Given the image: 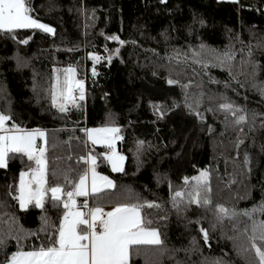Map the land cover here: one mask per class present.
I'll return each mask as SVG.
<instances>
[{
	"label": "trees",
	"instance_id": "16d2710c",
	"mask_svg": "<svg viewBox=\"0 0 264 264\" xmlns=\"http://www.w3.org/2000/svg\"><path fill=\"white\" fill-rule=\"evenodd\" d=\"M30 6L35 18L55 28V35L18 30L19 38L32 36L27 45L0 35V111L6 114L10 111L12 120L21 127L46 130L49 184L63 183L54 180L52 169L60 175L69 165L77 171L84 167L83 162H76L79 155L87 154L83 147L86 137L80 129L118 126L123 139L118 141L117 148L127 157L123 173L111 171L102 155L105 147L95 145L92 149L89 142L98 157V170L116 184V189L97 195L96 202L110 206L136 202L139 197L163 205L161 209H142V215L153 220L151 226L159 229L165 246L179 250L159 258L160 264L177 261L201 264L205 258L206 264H212L215 258H223L228 264H245L237 254L234 240L228 238L239 236L232 230L236 221L225 220L212 231L208 223L211 212L193 206L187 213L190 219L207 217L202 226L209 229L210 238L208 245L204 244L199 226L186 227L187 220L171 210L169 182L171 191H176L184 187L183 177L191 178L207 170L211 173L214 204L239 212L264 201V128L260 126L264 119V98L251 87L253 82L264 85V50L256 47L264 43V0H167L166 5L159 0H30ZM200 20L204 23L200 24ZM110 35H118L126 43L121 46L106 40ZM237 36L243 44L237 41ZM230 40L236 50L231 71L235 80L226 67L213 66L209 51L227 50ZM201 44L206 50L199 58L209 62L206 68L192 59L193 51H199ZM249 45L253 46L252 59L259 64L254 78L251 66L241 64ZM105 46L109 50L119 47L120 52L110 63L107 60L95 63L88 53L104 57ZM241 48L243 53L239 51ZM17 55L23 57V65H18ZM69 65L75 66L77 78L85 81V100L79 102V108L69 105L67 113H60L51 106L47 90L55 75L53 69ZM93 67L96 75L92 74ZM168 79L179 83L169 85ZM189 82L191 86L184 89L182 85ZM225 82H230V87H225ZM201 90L204 97L199 111L205 117L204 122L183 106L185 91L191 98L199 96ZM221 94L227 102L244 107L249 118L253 113L259 114L254 130L249 131L248 125H244V133L240 134L244 143L238 150V158L235 147L238 133L231 126L226 128L225 113L218 109L219 103L225 102ZM173 101L180 107L157 119L152 104L171 108ZM208 108L214 111H206ZM140 140L145 142V150L138 162L135 149ZM245 152L250 156L252 169L247 179L242 174ZM24 160L22 163L19 158L9 159L8 167L0 168V200L6 202L0 214H12L23 228L35 230L40 225L42 210L33 205L20 210L18 203L7 195L8 185H15L20 171L27 170V158ZM233 176L236 183L226 186ZM126 189H131V200L125 198ZM78 199L82 202L84 198ZM45 208L52 220H58L57 210L47 202ZM163 215L167 219H159ZM257 217L264 218L259 214ZM239 221V227L243 228L246 218L240 217ZM192 236L197 238L201 252L189 255L182 249L190 247ZM44 239L41 235L40 240L30 238L25 243L39 244ZM14 250L12 241L8 252ZM144 251H148L149 261L156 259L151 249H142L140 256L131 257L130 264H146Z\"/></svg>",
	"mask_w": 264,
	"mask_h": 264
},
{
	"label": "snow or ice",
	"instance_id": "6c2138e0",
	"mask_svg": "<svg viewBox=\"0 0 264 264\" xmlns=\"http://www.w3.org/2000/svg\"><path fill=\"white\" fill-rule=\"evenodd\" d=\"M159 2L166 5L167 0H159ZM234 2H238V0H234ZM32 11L30 0L27 2L26 0H0V35L8 36L21 45H27L32 36L19 38L18 30H40L54 36L55 28L35 18L31 14ZM199 23L203 24L204 21L200 20ZM105 39L118 42L121 46L126 43L118 35L106 36ZM237 41L241 44L244 43L239 36H237ZM252 47V45L248 46L246 58L241 57V64L251 66V75L254 78L259 64L252 59ZM256 47L264 50V43H258ZM205 50L206 46L201 44L199 51H193L192 59L195 63H201L206 68L209 62L199 58ZM209 51L212 55L213 66L226 67L231 79L235 80L236 77L231 75V71L236 58V50L231 40L227 50L219 52L212 49ZM239 51L243 53L244 49L241 48ZM119 52V47L109 50L105 46L106 56L102 57L95 53H88V56L95 63H100L101 60H107L110 63L113 56L118 55ZM174 55L179 57L180 54L174 52ZM16 59L18 65L24 64L23 57L17 55ZM53 72L62 73V75H54L47 90L51 106L60 113H67L69 105L79 108V102L85 100V82L83 79L76 78V67L69 65L63 69H53ZM92 74H97L95 67L92 68ZM167 83L174 85L179 81L168 79ZM237 83L240 82L237 81ZM190 86L191 82L182 85L184 89H188ZM225 87H230V82H225ZM240 87H244V85L240 84ZM251 87L257 89L260 96L264 98V85L258 86L256 82H253ZM203 97L202 90L199 96L191 98L190 94L185 91L183 101V106L189 114L195 115L201 122L205 121L204 115L199 111ZM209 99L213 98L209 97ZM221 99L225 102L219 103L218 109L225 113L226 128L231 126L238 133L235 140L238 158L240 155L238 150L244 143L240 137V134L244 133V125H248L249 131L254 130L259 114L253 113L249 118L244 107L227 102L223 94H221ZM176 107H180V105L175 101L171 108L164 104H152L153 114L157 119H163L167 112ZM206 111L211 112L214 109L208 108ZM260 126L264 128V119L261 120ZM80 131L84 132L86 137L83 147L87 154L79 155L76 162L77 164L83 162L84 167L77 171L69 165L60 175L57 174L56 169H52L51 175L54 180H62L63 183L57 182L50 185L47 157L49 144L46 131L39 128L21 127L12 120L10 111L8 114L0 111V168H7L9 159L19 158L24 163V158H27V170L20 171L18 182L15 185H8L7 195L18 203L20 210H26L29 205L42 210L40 225L35 230L23 228L18 224V218L12 214L7 212L0 214V254L3 255L0 264H130L131 257L140 256L142 249H151L152 255L156 257L155 260L149 261L148 251H144L146 264H160L159 258L166 253L174 255L175 251L179 250L168 249L161 238L159 229L151 226L153 220L142 215V209L145 207L161 209L163 205L156 201L141 200L136 197V202H117L111 210L105 211L96 202L97 195L106 190L116 189V184L108 176L97 172V156L92 154L89 142L92 146L104 145L108 151L102 155L111 166V171L123 173L127 157L116 149V142L123 139L119 134L120 128L105 125L84 128ZM211 131L212 128L209 126V132ZM76 139L80 138L76 137ZM144 145L145 142L142 140L136 143L135 158L138 162L140 155L145 150ZM68 159L71 160V157ZM234 163H236L235 158ZM250 163V156L245 152L242 161L244 169L242 174L245 179L252 171ZM183 181L182 189L171 191V182H169V189L171 210L178 217L187 220L186 227L192 224L199 226L198 231L204 244L208 245L209 229L202 226V221L207 217L198 216L195 219H190L187 216L193 206L203 209L205 212H211L208 223L212 231L216 230L217 225H223L225 220L236 221L232 223V230L239 236L228 238L234 240L237 254L244 259L245 264H264V218L257 217V214L264 217V201L259 205H254L251 209H243L238 212L235 208L229 209L222 204L213 203L209 171L202 170L199 175L191 178L185 176ZM232 183H236L234 176L229 179L226 186H230ZM66 187L70 190L66 191ZM13 188H15L14 192ZM125 192V198L131 200V189H126ZM78 197H83V201L78 202ZM90 198L91 206L89 205ZM46 202L60 213L58 220L54 221L47 215ZM5 206L6 202L0 200V208ZM240 217H245L247 220L243 228L239 227ZM159 219H167V215L160 216ZM41 235L45 239L39 244L25 243L30 238L40 240ZM237 239H239L238 243H236ZM12 241L15 242V250L9 253L8 248ZM189 243L190 247L182 249L185 253L191 255L201 252L195 236L191 237ZM206 260L207 258L201 264H206ZM176 264H181V262L177 261ZM212 264H228V262L223 258H215Z\"/></svg>",
	"mask_w": 264,
	"mask_h": 264
},
{
	"label": "rangeland",
	"instance_id": "374dc122",
	"mask_svg": "<svg viewBox=\"0 0 264 264\" xmlns=\"http://www.w3.org/2000/svg\"><path fill=\"white\" fill-rule=\"evenodd\" d=\"M57 69H63V68H57ZM55 75H62V73H55ZM77 79H79V78H77ZM85 82V81H84ZM85 91H86V85H85ZM107 125H109V126H114V125H110V124H107ZM105 126V125H104ZM94 127H102V126H90L89 128H94ZM41 130H43V129H41ZM44 131H46V130H44ZM47 133V132H46ZM38 143H39V141H38ZM117 144H118V141L116 142V149H117V151H118V148H117ZM98 146H103V147H105L104 145H98ZM92 149H94V146H92ZM106 151H108V149L106 148ZM105 151V152H106ZM119 152V151H118ZM121 153V152H120ZM92 154L93 155H96L93 151H92ZM121 154H123V153H121ZM124 155V154H123ZM97 156V155H96ZM97 160H98V157H97ZM124 166H125V163H124ZM111 167V166H110ZM96 170H97V172L99 173V174H101V175H104V174H102L99 170H98V167L96 168ZM110 179H112L111 177H109ZM113 180V179H112ZM114 181V180H113ZM77 200H78V198H77ZM115 205H112V207H114Z\"/></svg>",
	"mask_w": 264,
	"mask_h": 264
},
{
	"label": "crops",
	"instance_id": "0c3cea01",
	"mask_svg": "<svg viewBox=\"0 0 264 264\" xmlns=\"http://www.w3.org/2000/svg\"><path fill=\"white\" fill-rule=\"evenodd\" d=\"M97 146H98V145H97ZM105 151H106V147H105ZM105 151H104V152H105ZM78 202H80L79 199H78ZM102 207L104 208L105 211H109V210L112 209V205H110V206H102Z\"/></svg>",
	"mask_w": 264,
	"mask_h": 264
},
{
	"label": "water",
	"instance_id": "95a60500",
	"mask_svg": "<svg viewBox=\"0 0 264 264\" xmlns=\"http://www.w3.org/2000/svg\"><path fill=\"white\" fill-rule=\"evenodd\" d=\"M76 78H77V76H76Z\"/></svg>",
	"mask_w": 264,
	"mask_h": 264
},
{
	"label": "built area",
	"instance_id": "2783aa9c",
	"mask_svg": "<svg viewBox=\"0 0 264 264\" xmlns=\"http://www.w3.org/2000/svg\"><path fill=\"white\" fill-rule=\"evenodd\" d=\"M78 94V93H77Z\"/></svg>",
	"mask_w": 264,
	"mask_h": 264
}]
</instances>
